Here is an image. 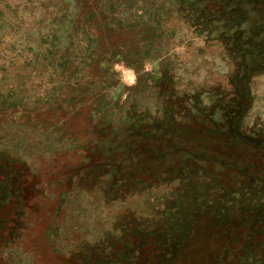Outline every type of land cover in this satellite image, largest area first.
Listing matches in <instances>:
<instances>
[{"label": "rangeland", "instance_id": "obj_1", "mask_svg": "<svg viewBox=\"0 0 264 264\" xmlns=\"http://www.w3.org/2000/svg\"><path fill=\"white\" fill-rule=\"evenodd\" d=\"M0 264H264V0H0Z\"/></svg>", "mask_w": 264, "mask_h": 264}]
</instances>
